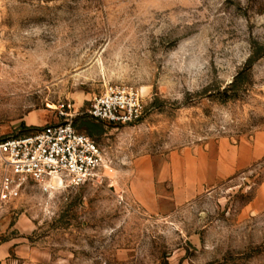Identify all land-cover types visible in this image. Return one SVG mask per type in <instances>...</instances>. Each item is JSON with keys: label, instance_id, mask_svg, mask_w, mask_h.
Returning <instances> with one entry per match:
<instances>
[{"label": "rangeland", "instance_id": "374dc122", "mask_svg": "<svg viewBox=\"0 0 264 264\" xmlns=\"http://www.w3.org/2000/svg\"><path fill=\"white\" fill-rule=\"evenodd\" d=\"M109 83L141 88L143 115L89 135ZM61 112L104 167L76 187H16L0 206L5 264H264V159L165 213L127 187L137 157L264 131V0H0V140Z\"/></svg>", "mask_w": 264, "mask_h": 264}, {"label": "built area", "instance_id": "2783aa9c", "mask_svg": "<svg viewBox=\"0 0 264 264\" xmlns=\"http://www.w3.org/2000/svg\"><path fill=\"white\" fill-rule=\"evenodd\" d=\"M144 112L143 90L109 83L95 96L86 115L115 126L138 122ZM29 135L0 140V206L30 179L44 190L70 188L96 179L104 167L99 145L73 125V115Z\"/></svg>", "mask_w": 264, "mask_h": 264}, {"label": "crops", "instance_id": "0c3cea01", "mask_svg": "<svg viewBox=\"0 0 264 264\" xmlns=\"http://www.w3.org/2000/svg\"><path fill=\"white\" fill-rule=\"evenodd\" d=\"M261 159L264 131L235 145L220 139L174 149L159 162L143 155L132 160L128 169V192L145 211L165 213ZM9 251V244L0 243V264H5Z\"/></svg>", "mask_w": 264, "mask_h": 264}, {"label": "trees", "instance_id": "16d2710c", "mask_svg": "<svg viewBox=\"0 0 264 264\" xmlns=\"http://www.w3.org/2000/svg\"><path fill=\"white\" fill-rule=\"evenodd\" d=\"M249 62H251V60ZM238 76H239V74L235 77V80L231 83V87H234L235 85H237ZM90 119H92V118H90ZM76 121H77V119L73 123L74 127H75ZM81 125L86 128V131L89 135H93L97 131V127H98V124H96V122H93V119L83 121V122H81Z\"/></svg>", "mask_w": 264, "mask_h": 264}]
</instances>
